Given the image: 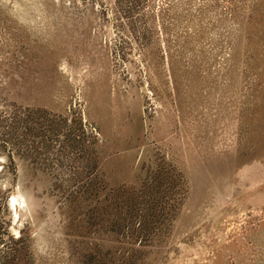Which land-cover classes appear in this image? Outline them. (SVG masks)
<instances>
[{"label": "rangeland", "instance_id": "obj_1", "mask_svg": "<svg viewBox=\"0 0 264 264\" xmlns=\"http://www.w3.org/2000/svg\"><path fill=\"white\" fill-rule=\"evenodd\" d=\"M26 107L98 131L107 190L161 167L187 187L137 247L16 158L1 194L34 264H264V0H0V116Z\"/></svg>", "mask_w": 264, "mask_h": 264}, {"label": "trees", "instance_id": "obj_2", "mask_svg": "<svg viewBox=\"0 0 264 264\" xmlns=\"http://www.w3.org/2000/svg\"><path fill=\"white\" fill-rule=\"evenodd\" d=\"M85 1V0H84ZM99 135L73 111L62 115L44 108H17L0 116V150L7 157L0 177L17 179L20 158L43 171L48 167L55 189L69 206H91L85 216L99 221L109 232L123 235L128 244L147 246L175 217L187 192L183 177L159 168L139 189L107 190L98 176ZM1 179V178H0ZM0 186V264H34L26 230L16 237L7 219L8 196Z\"/></svg>", "mask_w": 264, "mask_h": 264}, {"label": "bare ground", "instance_id": "obj_3", "mask_svg": "<svg viewBox=\"0 0 264 264\" xmlns=\"http://www.w3.org/2000/svg\"><path fill=\"white\" fill-rule=\"evenodd\" d=\"M15 197H11L10 203H13L15 201Z\"/></svg>", "mask_w": 264, "mask_h": 264}]
</instances>
